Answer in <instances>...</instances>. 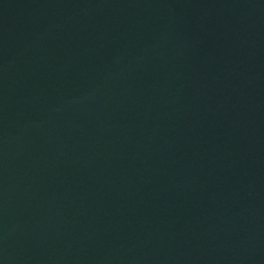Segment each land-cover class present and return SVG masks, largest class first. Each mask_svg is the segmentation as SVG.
Wrapping results in <instances>:
<instances>
[{
    "label": "water",
    "instance_id": "obj_1",
    "mask_svg": "<svg viewBox=\"0 0 264 264\" xmlns=\"http://www.w3.org/2000/svg\"><path fill=\"white\" fill-rule=\"evenodd\" d=\"M0 264H264V0H0Z\"/></svg>",
    "mask_w": 264,
    "mask_h": 264
}]
</instances>
